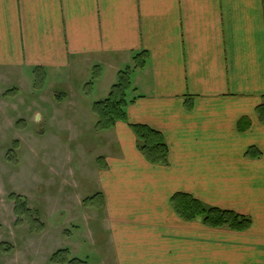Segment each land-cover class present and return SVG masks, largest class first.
Returning <instances> with one entry per match:
<instances>
[{"label":"crops","instance_id":"obj_1","mask_svg":"<svg viewBox=\"0 0 264 264\" xmlns=\"http://www.w3.org/2000/svg\"><path fill=\"white\" fill-rule=\"evenodd\" d=\"M0 66L73 91L98 67L104 97L133 66L128 120L112 129L118 149L101 174L107 264H264V0H0ZM138 123L163 134L167 164L139 149ZM178 192L252 225L187 221Z\"/></svg>","mask_w":264,"mask_h":264},{"label":"rangeland","instance_id":"obj_2","mask_svg":"<svg viewBox=\"0 0 264 264\" xmlns=\"http://www.w3.org/2000/svg\"><path fill=\"white\" fill-rule=\"evenodd\" d=\"M93 81L75 78L73 91L43 71L0 66V264H55L60 249L88 264L114 262L100 185L118 144L112 129L95 127L92 105L105 95ZM13 193L30 219L18 218Z\"/></svg>","mask_w":264,"mask_h":264},{"label":"trees","instance_id":"obj_3","mask_svg":"<svg viewBox=\"0 0 264 264\" xmlns=\"http://www.w3.org/2000/svg\"><path fill=\"white\" fill-rule=\"evenodd\" d=\"M148 53L146 51L134 56V68H143L146 65ZM132 67L118 73V79L111 87L107 97L97 100L92 105V110L97 116V130L114 129L118 122L128 120L127 107L129 105V92L132 89ZM99 68L96 67L93 73L95 80L99 76ZM92 82L88 86H91ZM260 118L264 120V104L260 107ZM134 130L138 147L144 156L154 164H167L169 158V147L163 134L145 124H130ZM15 203V213L19 219H30L31 208L25 198L18 194H11ZM172 204L179 215L187 221L201 218L203 223L212 228L226 227L236 231H244L251 227L252 219L249 216L237 213L233 210L221 209L207 206L193 195L178 192L172 196ZM105 202V201H104ZM51 262L55 264H88L85 259L79 257L70 258L69 249L56 251Z\"/></svg>","mask_w":264,"mask_h":264}]
</instances>
